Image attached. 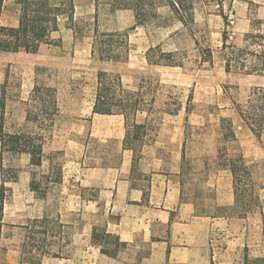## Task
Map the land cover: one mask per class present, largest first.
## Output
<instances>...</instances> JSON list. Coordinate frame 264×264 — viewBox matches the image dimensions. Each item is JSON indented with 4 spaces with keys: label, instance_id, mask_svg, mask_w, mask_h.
Here are the masks:
<instances>
[{
    "label": "rangeland",
    "instance_id": "1",
    "mask_svg": "<svg viewBox=\"0 0 264 264\" xmlns=\"http://www.w3.org/2000/svg\"><path fill=\"white\" fill-rule=\"evenodd\" d=\"M74 3L75 22L81 27L86 22L91 25L82 34L75 35L71 22L61 18L58 32L52 35L55 42L43 45L37 54L0 52V97L6 84L8 129L24 123L27 107L21 101L28 99L33 88L35 69H49L50 76L45 81L58 88L61 114L47 140L46 155L52 156L55 165L60 164L64 173L63 182L51 184L46 197L41 198L30 190L33 168L29 165V157L3 156V166L8 170L6 176L10 177L11 169H16L18 179L6 184L11 190L6 192L0 264H9L12 258L22 261L26 231L20 226L26 225L28 219L41 218L45 214L54 223H63L62 213L69 215L79 209L81 204L75 194L80 192L77 184L81 160L86 167L106 165L117 168L132 160L131 178L140 187H147L153 174L175 175L183 198L195 203L199 214L217 219L209 236L212 264H242L246 251L251 258L261 256L264 144H260L243 123L237 105L245 106L252 88L264 87V78L226 73L221 51L225 29L221 13L229 18V43L242 46L240 39L244 37L241 35L250 32L260 21L264 22L257 18L255 6L251 27L243 26L233 16V0H198L194 4L192 26H183L165 5L160 8V19L155 23L133 27V12L122 14L123 19L117 21L109 12L110 7L102 3L96 24L99 32H128L130 53L125 60L101 62L97 55L92 56L96 2L74 0ZM20 13L17 0H5L2 24L18 26ZM147 38L153 45L147 44ZM150 48L151 60L158 59L160 53H172L173 61L182 63L183 67L164 68L159 72L163 78L151 74L145 58V52ZM207 49L212 51V65L204 62ZM102 70L120 74L127 89L140 90L154 103H146L142 108L144 111L137 117L129 114L128 126L122 116L97 117L101 122L99 128L94 136H89L92 125L88 117L97 74ZM224 119L232 123L236 135L232 141L224 137L228 126ZM134 122L141 125L140 129L133 127ZM116 126L118 128L113 132L111 128ZM127 130L131 132L128 137ZM138 132V139L133 140ZM124 147H131L133 151H124ZM238 155L252 166L261 201L257 211L245 216L234 207L232 175L225 168L229 164L227 159ZM36 172L37 180L42 179L40 175H48L49 162L45 161ZM63 224L71 242L74 225ZM98 228L102 229L101 226ZM55 232L56 229L48 234L47 245H51V254H57L65 247L61 255L66 257L71 243L68 246L67 240H60ZM109 241L104 246L110 244L114 249L116 242Z\"/></svg>",
    "mask_w": 264,
    "mask_h": 264
},
{
    "label": "trees",
    "instance_id": "2",
    "mask_svg": "<svg viewBox=\"0 0 264 264\" xmlns=\"http://www.w3.org/2000/svg\"><path fill=\"white\" fill-rule=\"evenodd\" d=\"M198 0H95L96 14L95 24H93L92 56H98L101 62H116L128 59L129 34L128 32H106L100 33L98 30L97 16L99 6L103 3L109 6L111 14L120 10L133 12L136 26H145L155 23L160 19L159 10L167 5L172 14L183 24L192 26L195 22L194 4ZM5 0H0V52L37 54L43 45H53L52 35L58 32L61 18L68 19L72 24L75 35L82 34L83 30L91 25L86 22L84 27L75 22L76 6L74 0H17L21 7L18 26H7L1 22V15L4 9ZM221 7V6H220ZM222 12V11H221ZM225 29L222 34V48L224 53L225 72L241 75L264 76V22L253 25L250 32L244 35V44L235 46L229 43V18L221 13ZM133 29V27L131 28ZM152 48L147 52V61L151 65H163L170 67H183L182 63L173 61L172 53H160L158 59L151 60ZM204 62L213 64V55L210 49L206 50ZM50 76L49 69L37 67L35 69V82L27 100L21 103L26 105L24 123L6 126V98L3 85V94L0 97V239L2 231V221L6 192L9 189L6 184L16 182L18 173L16 169H11L12 175L6 176L8 170L3 166V156L12 154L16 156L27 155L31 171L30 190L41 198H45L51 184H61L64 180L63 169L60 164L55 165L54 158L46 155L47 140L54 127L56 118L61 114L59 103V92L56 86L48 84L45 79ZM146 103H154L153 99L148 100L139 91H130L123 83L120 74L108 71H99L96 79L94 101L92 105V115H121L128 126V115L134 117L144 110ZM237 112L243 123L250 129L260 144L264 133V87H254L249 95L248 103L245 106L237 105ZM91 121V119H89ZM228 124L225 128L224 137L228 141L236 138L232 129L231 121L224 119ZM134 128L140 129L141 125L134 122ZM224 129V128H223ZM227 130V131H226ZM131 132L127 130V137ZM133 136V140L139 137ZM91 136V134H89ZM97 141V140H96ZM124 150H132L131 147H124ZM45 161L49 162V174L40 175L42 179L37 180L36 169L42 167ZM228 165L225 168L231 172L234 195V207L240 210L245 216L259 209L261 204L259 194L256 190L254 172L242 155L227 159ZM57 166V167H56ZM106 166V165H104ZM57 168L56 173L54 169ZM56 170V169H55ZM263 215V214H262ZM13 227V225H11ZM26 231L22 244L21 263L41 264L47 257L61 258V252L65 247L60 248L57 254H51V245H47V237L50 232L57 230L60 240H70L66 237L64 229L66 225L58 221L54 223L47 215L41 218L28 219L26 225L20 226ZM55 236V235H53ZM110 239V241H109ZM115 241L114 249L104 246L108 241ZM93 243L101 246L104 254L115 256L116 252L126 245L106 232L104 229L94 228ZM262 255L251 258L246 251L242 264H264V215L262 229ZM68 256V255H67ZM25 260V261H24Z\"/></svg>",
    "mask_w": 264,
    "mask_h": 264
},
{
    "label": "crops",
    "instance_id": "3",
    "mask_svg": "<svg viewBox=\"0 0 264 264\" xmlns=\"http://www.w3.org/2000/svg\"><path fill=\"white\" fill-rule=\"evenodd\" d=\"M253 6L257 18L264 21V0H233V16L245 27H251ZM129 12L120 10L111 15L121 21L122 14ZM240 42L244 44V38ZM147 44L153 45L150 38H147ZM148 67L151 74L160 78L163 75L159 72L164 68H180L151 64ZM103 116L121 115H92L91 108L88 117L92 125L91 136L101 123L97 117ZM116 128L118 126L111 130L115 132ZM79 164L81 176L77 186L80 192L75 197L81 206L69 215L62 213L60 218L63 223L74 225L69 255L47 257L41 264H212L209 236L217 219L199 214L196 204L183 198L175 175L153 174L149 185L140 187L131 178L132 160L123 162L118 168L86 167L82 160ZM3 222H6L5 213ZM100 226L126 245L115 256L104 254L101 246L93 243L94 228ZM9 264L21 262L12 258Z\"/></svg>",
    "mask_w": 264,
    "mask_h": 264
}]
</instances>
